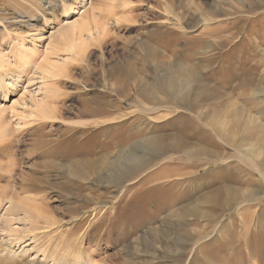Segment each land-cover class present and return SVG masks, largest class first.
<instances>
[{"label": "rangeland", "instance_id": "374dc122", "mask_svg": "<svg viewBox=\"0 0 264 264\" xmlns=\"http://www.w3.org/2000/svg\"><path fill=\"white\" fill-rule=\"evenodd\" d=\"M263 147L264 0H0V263L264 264Z\"/></svg>", "mask_w": 264, "mask_h": 264}, {"label": "bare ground", "instance_id": "6f19581e", "mask_svg": "<svg viewBox=\"0 0 264 264\" xmlns=\"http://www.w3.org/2000/svg\"><path fill=\"white\" fill-rule=\"evenodd\" d=\"M70 28V27H69ZM66 30L67 29V27H64V28H62V31L63 30ZM69 30V29H68ZM73 39V38H72ZM173 80V79H172ZM187 80V79H186ZM162 83V82H161ZM173 84V83H172ZM173 88H175V90L171 93V97L174 99V100H176V101H178V100H181V95H180V93H182V90H183V93L186 91V88L187 87H173ZM172 89V88H171ZM148 92H150V94L151 93H153V91L152 90H148ZM190 93V92H189ZM149 94V93H148ZM149 94V95H150ZM151 96V95H150ZM188 106V105H187ZM189 108V107H188ZM242 110V109H241ZM237 113V112H236ZM243 114V113H242ZM216 119H217V117H215ZM210 120V119H209ZM248 120H250V119H246V120H244V121H246V122H248ZM243 121V120H242ZM209 122V121H208ZM238 122V121H237ZM238 124H239V122H238ZM242 124V123H241ZM240 124V126H242ZM244 125V124H243ZM237 127V126H236ZM214 129V128H213ZM239 135V134H238ZM231 136V135H230ZM180 141V140H179ZM181 142V141H180ZM180 142H177V143H179V145H180ZM177 143H174V144H172V145H170V148L172 149V150H175V149H178V144ZM262 144V143H261ZM259 147V146H258ZM262 148V147H261ZM263 149H264V147H263ZM262 150V149H261ZM263 151V150H262ZM262 153H264V151L262 152ZM135 160V159H134ZM139 161H140V159H139ZM142 162V161H141ZM146 164V162H144V163H140V164H137L134 168H133V172L132 173H130L129 175H125V177H123V180H121L120 182H119V186L120 187H124V185L122 184V185H120L121 183H126V181L128 180V179H130V177H132L133 176V173H135L136 171H141L143 168H145L147 165H145ZM124 173V172H123ZM137 173V172H136ZM129 181V180H128ZM122 189V188H121ZM11 202V201H10ZM38 220V219H37ZM17 240H18V238H17ZM32 240V239H31ZM8 252V251H7ZM25 252H26V250H25ZM28 252V251H27ZM183 252V251H182ZM185 252V251H184ZM9 253V252H8ZM2 256V255H1ZM7 256V255H6ZM5 256V257H6ZM44 256H45V254H44ZM4 259H6V258H4ZM13 260V259H12ZM8 262V261H7ZM35 262V261H34ZM53 262H55V259H54V257H53ZM4 263V262H3ZM32 263V262H31ZM0 264H2V263H0ZM36 264V263H35ZM39 264V263H38ZM40 264H42L41 262H40ZM96 264V263H95Z\"/></svg>", "mask_w": 264, "mask_h": 264}]
</instances>
